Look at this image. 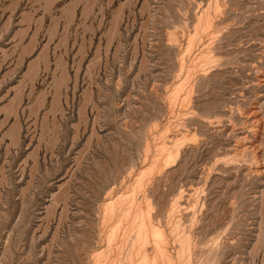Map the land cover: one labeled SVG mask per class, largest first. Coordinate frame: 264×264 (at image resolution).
Wrapping results in <instances>:
<instances>
[{
	"label": "rangeland",
	"instance_id": "1",
	"mask_svg": "<svg viewBox=\"0 0 264 264\" xmlns=\"http://www.w3.org/2000/svg\"><path fill=\"white\" fill-rule=\"evenodd\" d=\"M134 215L264 264V0H0V264H139Z\"/></svg>",
	"mask_w": 264,
	"mask_h": 264
},
{
	"label": "bare ground",
	"instance_id": "2",
	"mask_svg": "<svg viewBox=\"0 0 264 264\" xmlns=\"http://www.w3.org/2000/svg\"><path fill=\"white\" fill-rule=\"evenodd\" d=\"M216 7V6H215ZM217 8V7H216ZM212 24V23H211ZM199 26V25H198ZM208 27V26H207ZM206 28V27H205ZM208 28H211V27H208ZM206 30H210V29H207L206 28ZM217 33V32H216ZM178 36V35H177ZM211 37V36H210ZM180 39V38H179ZM195 40V39H194ZM193 41V40H192ZM209 42V41H208ZM194 43V42H193ZM192 44V43H191ZM195 45V44H194ZM194 50V49H193ZM198 59V58H197ZM196 58H195V60H197ZM194 61V60H193ZM201 61V60H200ZM195 62V61H194ZM199 63V62H198ZM202 65V64H201ZM196 66H198V64L196 65ZM134 199V198H133ZM132 200V199H131ZM128 201H130V200H128ZM134 202V201H133ZM132 202V203H133ZM115 203V202H114ZM127 203H129V202H126V205H127ZM130 203H131V201H130ZM130 203H129V205H130ZM132 205H135V203L134 204H132ZM142 203H138V206H137V208L138 209H141V207H142ZM131 206V205H130ZM136 206V205H135ZM134 206V207H135ZM128 207V209L130 210V207L129 206H127ZM134 207H133V209H134ZM111 208H112V204H111ZM114 209V208H113ZM138 209H136V211L138 210ZM132 210V209H131ZM139 211V210H138ZM130 212V211H129ZM128 212V213H129ZM140 212V211H139ZM126 213V212H125ZM138 213V212H137ZM127 214V213H126ZM128 215V214H127ZM126 215V216H127ZM130 215V214H129ZM129 215L127 216L128 218H129ZM138 215H140V214H138ZM126 216H124V217H126ZM127 217H126V219H127ZM136 216L134 215V220H132V222H131V224H133V225H128L130 228H133V231L135 230V233L131 236V238H132V240L134 241H132L133 243H130V244H127L128 245V248L130 249V250H133V252H134V250L136 251H138V252H140V254H142L141 256H138V258L140 257V259H139V261H140V263L141 264H157L156 263V261H155V259L154 260H151V257L149 256V255H154L155 256V254H157L158 252H160L161 254L160 255H164V256H167L166 255V239L165 238H163L164 236H163V233H162V230H160V228L159 227H153L150 231H149V233L147 232V233H145V229L143 228V226H141V223H140V220H139V218L140 217H136ZM132 226V227H131ZM133 226H135V228L136 229H134V227ZM128 227V228H129ZM115 228V227H114ZM117 229V228H116ZM178 230V229H177ZM113 233H116V231L113 229ZM179 232V231H178ZM181 233V232H180ZM177 236V235H176ZM178 238H179V236H177ZM176 237V238H177ZM181 238V237H180ZM187 238V237H186ZM186 238H184L183 240H182V242L181 243H183L184 241H185V239ZM111 240H109V241H112L113 240V238H110ZM131 242V241H130ZM109 243H111V242H109ZM184 244H185V242H184ZM110 245V244H109ZM186 245H187V242H186ZM120 246V245H119ZM122 247H124L123 245H122ZM187 247V246H186ZM121 248V247H120ZM125 249V248H124ZM130 250H129V252H130ZM129 252H127V255L129 254ZM132 252V253H133ZM137 252V255H139V253ZM131 253V254H132ZM133 254H135V253H133ZM130 257H132L133 258V256L132 255H130ZM157 257V256H156ZM128 258H129V256H128ZM129 261H130V259H129ZM169 263L168 264H170L171 262L170 261H168ZM130 263V262H129ZM139 263V264H140Z\"/></svg>",
	"mask_w": 264,
	"mask_h": 264
}]
</instances>
